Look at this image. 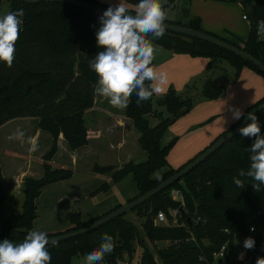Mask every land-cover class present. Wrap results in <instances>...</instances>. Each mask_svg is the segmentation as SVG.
<instances>
[{
  "label": "trees",
  "instance_id": "trees-1",
  "mask_svg": "<svg viewBox=\"0 0 264 264\" xmlns=\"http://www.w3.org/2000/svg\"><path fill=\"white\" fill-rule=\"evenodd\" d=\"M241 1L246 17L250 20L248 38L243 45L221 39L243 49L264 64V41L257 34L258 21L264 20V0ZM1 2L2 0L0 5ZM127 2L130 6L126 7L135 14L134 7L139 0ZM168 3V0L161 3L163 9ZM18 9H23L25 14L21 17L19 38L15 44V59L11 67L0 62V125L16 117L38 118L39 127L52 137V146L44 156L49 160L56 151V140L60 133L72 150L88 143L84 112L93 104L97 82L96 74L89 69V60L94 58L97 51L102 50L96 47V32L101 26L99 18L102 14L61 1L29 3L11 0L8 12ZM165 22L204 31L200 27L199 18H191L186 22L166 19ZM148 39L153 38L149 36ZM152 44L175 53L206 57L209 59L207 67L220 60H227L235 67V77L243 66H247L264 80V73L249 61L197 38L165 31L163 38L152 40ZM25 85H30L28 91L24 90ZM224 91V86H215L206 80L202 87V97L217 98ZM136 99L134 92L125 108V116L137 130V142L146 157L142 162L131 160L125 163L111 175V183L116 184L124 176L131 174L137 193L127 202L154 188L185 165L178 169L170 166L167 155L172 141L162 145V137L169 125L187 113L195 101L192 98H184L177 94L175 89L169 88L159 99L169 113V116L163 117L161 112L153 111L151 99L139 105ZM262 102L264 96L249 106L244 114ZM150 117L156 118L157 123L151 125ZM256 117L261 134L264 135V109L257 112ZM251 143L252 139L242 137L238 132L178 181L131 210L142 219L141 228L149 242L169 243L164 252H159L160 263L151 252L145 251L141 254L138 264H170L169 259L174 256L178 258V264H212V252L234 236H251L255 239V248L247 250L249 260L246 264H256L257 258L261 256L255 252L264 237V186L261 191H254L252 184L255 181L250 177L239 176L241 169L247 171L250 166L247 149ZM114 168L97 164L94 166L98 173H107ZM71 174L69 169H53L45 163L41 177L24 178L22 210L18 214L8 215L2 221L0 239L22 242L37 217L36 200L42 188L69 179ZM234 177L242 180L243 188L235 185ZM2 181L0 168V217L1 204L5 198ZM105 186L108 187L109 184L101 185L98 190L106 188ZM174 189L181 192L183 207L171 198V190ZM119 206L121 204L88 221H82L78 212L73 213L70 216L71 227L63 232L47 233V237L84 227ZM170 209L176 210L177 224L156 225L154 216L159 210L171 221L168 213ZM123 216L116 217L86 234L47 245L51 254L50 264H71L74 256H86L99 248L105 233L113 237L114 251L105 255L100 264H116L117 258L125 259L130 264L135 250L137 230L133 224L126 222ZM251 226H254V232L250 231ZM200 256L204 259H199Z\"/></svg>",
  "mask_w": 264,
  "mask_h": 264
},
{
  "label": "clouds",
  "instance_id": "clouds-1",
  "mask_svg": "<svg viewBox=\"0 0 264 264\" xmlns=\"http://www.w3.org/2000/svg\"><path fill=\"white\" fill-rule=\"evenodd\" d=\"M134 13L126 7V0H120L117 6H110L103 12L99 18L101 26L96 32V47L102 50L89 60V69L97 76L94 93L117 109L126 108L134 92L137 105L149 101L154 94L163 91L167 82L166 73L158 72L152 66L155 51L152 40L163 38L167 14L159 0H139ZM24 14L23 9H18L0 17V62L7 67H11L15 59V44ZM257 34L264 37V20L258 21ZM149 36L153 39H148ZM229 111L233 121H251L239 129L242 137L252 139L247 149L250 166L247 171L241 169L239 176L250 177L255 181L252 184L254 191L259 192L264 186V135L254 113L245 115L239 107H231ZM24 135L18 129L9 139L21 140ZM27 143L30 153L38 150L35 138H28ZM233 182L237 187H244L239 178L234 177ZM250 231L254 232L255 228L250 227ZM48 243L47 233L38 229L28 231L18 244L4 239L0 242V264H50ZM255 245L251 236L243 242L246 250H253ZM113 251V237L105 233L99 248L84 257V264H100L105 255ZM237 259H244V253H240ZM256 264H264V257H258Z\"/></svg>",
  "mask_w": 264,
  "mask_h": 264
},
{
  "label": "crops",
  "instance_id": "crops-1",
  "mask_svg": "<svg viewBox=\"0 0 264 264\" xmlns=\"http://www.w3.org/2000/svg\"><path fill=\"white\" fill-rule=\"evenodd\" d=\"M95 1L111 6H117V4L120 2V0ZM165 1L166 0H159L160 3ZM168 1L169 3H171V5L175 3L174 0ZM169 3L164 8L165 12L166 8L169 6ZM244 11L245 7L241 0H235V2H229L228 0H191L190 7L183 8V10L179 13L171 14L172 18H167V20L180 21V19L178 20V18L181 17V20L184 19L181 22H186L191 18H199L200 27L202 30L212 33L217 37L226 39L229 42L243 45L242 41L246 39L248 31L250 30V20L247 17L243 18V15H246ZM160 47L162 49H159L156 46L154 47V49L157 50V55L158 52L160 53V58H157L158 61L160 62L161 60V62H154V56L152 66L156 69V71L166 73L167 84L174 79L179 78L184 63L187 62L189 63V65H193L196 67V69L190 73L189 76L191 77L186 79V81H188L192 77L200 75L204 63L206 61H209V59H207L206 57L191 56L186 53H175L163 48L162 46ZM220 61L229 62L227 60ZM214 83L218 82L214 81ZM224 92L225 93L222 94L223 96L218 98V101H214L215 99L205 100L200 105L203 107L201 118H198V121H206L205 119H207V117H211V113H225V117L220 119L219 121H215V118H213L208 120L210 122L204 124V128H206L207 130L208 128L213 129L209 133L207 132L205 139L203 140V143L199 148V151H202V149L204 150L206 147H208L219 135L224 133L231 125L237 122L232 120V113L229 111V108L239 107L243 112H245V110L249 106L255 104L264 96L263 77L251 68L243 66L239 72L238 77L235 78L234 83L230 84ZM97 101L98 99H95V101L93 100V104L88 109L95 108ZM215 102H221V106L220 108L212 111L211 104ZM95 114L93 118V124L88 126L85 123L88 131V143L80 148L72 150L67 146L62 133H60L56 140V151L49 160L45 159L44 156L52 146V137L48 132L42 130L39 127L38 118L16 117L6 120L0 125V151L3 152L4 156V160H1L0 157V168L3 176L2 187L5 192V198L1 204V218H6L10 214H18L21 212L23 203V180L26 177L38 178L42 176L43 164L45 163L50 165L53 169L66 168V165H83L88 167L87 169L96 172L94 170V166L97 164V162L94 160V156L96 158V155L98 153L99 141L107 136L109 131L113 132L114 129L121 130L124 124H127V126L130 127L131 122L128 118L125 117V115H122L121 117H115V115H104L103 113ZM105 118L111 119L112 121V124L107 127L109 131L106 130V127H104V124L102 123ZM18 129L25 133L24 137L21 140L9 139V137L12 136ZM92 132L93 135H91ZM30 137L35 138L38 141L39 148L36 152L30 153L28 151L29 144L27 143V140ZM121 142H123V137L118 140V145H121ZM113 146V143L108 140L107 150H109ZM54 165H57L59 167H55ZM72 175L73 172L71 174V177ZM105 183H111V176H107ZM45 187L46 186H44L42 190ZM42 190L36 200L37 217L34 220L31 230L35 229V227L37 226L35 224L39 218V200L43 192ZM88 193L89 192H86L84 196H82L81 194H78L76 192H70L69 194H67V197H65V195L63 194H60L57 201L62 203L63 200H65L64 198H67L70 200V202H72V205H66L68 209L74 206L78 207L76 205L77 202H81L83 199H85L84 197L88 195ZM64 203L69 202H63L62 204ZM18 207L19 210L15 212L14 210H16ZM45 207L46 205L43 207L44 210H46ZM54 207L55 206H53L52 209L53 212H57V209H55ZM76 212L80 214L82 221H88L89 219L97 216L92 215L88 219L84 218L83 211L78 207L77 211L71 212L69 215V227H71L70 216ZM44 231L49 234L53 232H50V230Z\"/></svg>",
  "mask_w": 264,
  "mask_h": 264
},
{
  "label": "rangeland",
  "instance_id": "rangeland-1",
  "mask_svg": "<svg viewBox=\"0 0 264 264\" xmlns=\"http://www.w3.org/2000/svg\"><path fill=\"white\" fill-rule=\"evenodd\" d=\"M228 1L235 2V0ZM174 2L175 3L173 5L169 3V6L166 8L167 18H172L171 14L179 13L183 10V8L190 7L191 4V0H174ZM10 3L11 0H2L0 5V17L8 13ZM126 6H130V3L127 2V0ZM244 13L246 14V11H244ZM179 19L180 21L184 20H181V17H179L178 20ZM249 32L250 30L248 31L246 39L249 36ZM261 39L264 41V37H261ZM153 46L162 49L157 44ZM156 51L157 50L154 51V62L160 63L161 60L159 62L157 58L160 56V53L158 52L157 55ZM195 69V66L189 65V63L187 62L184 63L179 78L174 79L168 84L166 83L163 86V91L159 94H154L151 98V107L153 111L161 112L163 117L169 116V113L167 112L165 106L159 102V99L164 93L168 91L169 88L175 89L177 94L181 95L184 98H192L195 100L191 109L187 113L179 116L174 122H172L162 137V145H166L167 143H170L172 141V144L168 151L167 161L173 169H178L182 167L200 152L199 148L203 143L207 132L209 133L213 129L208 128L207 130L206 128H204V124L210 122L208 121L210 119L215 118V121H219L220 119L225 117V113H211V117H207V119H205L206 121H198V118H201L202 115L203 106L200 105L203 103V101L213 99H215L214 101H218V98L223 96L220 95L219 97L212 99L203 98L202 87L204 85V82L208 80L215 86H224L226 90V88L230 84L234 83L235 78L238 77H235L236 70L234 65L230 62L218 61L211 67H207L206 61L202 67L200 75L192 77L191 79L186 81L187 78L191 77L189 75ZM214 81H217L218 83H214ZM95 99H98L95 108H87L84 112L85 123L88 126L93 124V118L96 115L95 113H103L104 115H115V117H121L122 115H125V108H114L108 103L105 98H102L94 93L93 100L95 101ZM220 106L221 102L212 103V111L216 110L217 108H220ZM102 123L104 124V127H106V130L109 131L107 127L112 124L111 119L105 118ZM149 123L151 125L156 124V118L150 117ZM91 135H93V132ZM121 137H123V142H121V145H118V140H120ZM137 138L138 132L131 122L130 127H128L127 124H124L121 130L114 129L113 132L109 131L108 135L99 141V150L96 155V158L94 156V160L97 162L98 165L115 167L113 170L107 173L93 172L92 170L87 169L88 167L83 165H66V168L72 170V177L62 182L60 181L46 185V187L42 190L43 192L39 200V218L36 221L35 225L37 226L35 227V229L42 231L50 230V232L53 231L51 232V234L63 232L67 229L66 227L69 228L70 213L77 211L78 207L81 208V210L83 211V217L88 219L92 215L100 216L104 214L111 208L115 207L117 204L123 205L127 203V200L129 198L136 195L137 190L132 180L131 174H127L126 176H124L115 185L110 183L108 187L105 186L106 188H103L101 190H98V188L106 182L107 176H111L113 173H116V171L120 169L125 163L131 160L135 162H142L145 160L146 153L140 148L137 142ZM108 140H110L114 145L110 148L111 150H107ZM0 157L1 160H4L3 152L1 151ZM54 166L56 167L57 165ZM180 182L183 183L182 180ZM172 191L173 190H171V192ZM70 192H76L78 194H81L82 196H84L86 192L89 193L84 197L85 199H83L81 202H77L76 205L78 207L74 206L68 209L66 205H72V202H70L69 199L64 198L65 200H63V202H69L64 204H62L63 202H58L57 199L60 194H63L65 195V197H67V194H69ZM45 205L46 210H44L43 208ZM183 205L184 201L180 203L181 207H183ZM53 206H55L54 208L57 209V212H53ZM17 210H19V207L14 211L16 212ZM123 218L126 220V222H130L131 224H133L137 230V238L134 241L135 250L132 255V261L130 264H138L141 254L145 251L151 252L154 258L158 261V263H160L159 252H164L169 243L167 241L149 242L146 239L141 228L142 219L137 216L135 211H128L124 214ZM4 219L6 218L0 217V224ZM84 257L85 256H74L71 259V264L84 263ZM125 262L126 260L122 259L121 263Z\"/></svg>",
  "mask_w": 264,
  "mask_h": 264
},
{
  "label": "water",
  "instance_id": "water-1",
  "mask_svg": "<svg viewBox=\"0 0 264 264\" xmlns=\"http://www.w3.org/2000/svg\"><path fill=\"white\" fill-rule=\"evenodd\" d=\"M25 2H39V1H61L66 3L75 4L77 6L86 8V10L92 11L97 14H102L105 10H107L108 7L103 5L99 2L95 1H87V0H23ZM133 14V13H132ZM134 15V14H133ZM166 25V31H170L177 34L186 35L189 37L197 38L203 41H206L208 43H211L219 48H222L230 53L235 54L236 56L249 61L252 63L259 71L264 73V64L254 57L253 55L249 54L248 52L244 51L243 49L221 39L216 36H213L211 34H208L201 30H195L186 26L174 24L165 22ZM30 88V85H25L24 90L28 91ZM264 109V102L260 103L256 107H254L250 112L254 113L256 115L257 112ZM247 115V114H246ZM250 120L241 119L236 125H234L229 130L225 131L221 135H219L208 147H206L201 153H199L197 156H195L190 162L186 163L181 169H179L177 172H175L173 175L159 183L154 188L150 189L146 193L140 195L139 197L128 201L127 203L117 207L110 213L102 216L101 218L85 225L84 227H81L76 230H71L65 233H60L56 235H52L48 237V245L53 244L62 240H66L72 237H77L83 234H86L101 225L113 220L116 217L122 216L128 211H131L134 207L142 204L146 200L150 199L152 196L156 195L160 191L166 189L176 181H178L180 178H182L184 175H186L188 172H190L192 169H194L198 164L203 162L208 156H210L213 152H215L218 148H220L224 143L229 141L231 138H233L238 132L241 127H244ZM181 209V208H180ZM189 219V217L187 218ZM3 239H0V242H2ZM13 244H18L21 242H15L11 241ZM170 264H178V258L176 256L171 257L169 259Z\"/></svg>",
  "mask_w": 264,
  "mask_h": 264
},
{
  "label": "built area",
  "instance_id": "built-area-1",
  "mask_svg": "<svg viewBox=\"0 0 264 264\" xmlns=\"http://www.w3.org/2000/svg\"><path fill=\"white\" fill-rule=\"evenodd\" d=\"M243 18H246V15H243ZM170 195L173 200L179 203L183 202L182 194L178 190H173ZM168 213L172 218L171 221L168 220L167 215L163 211H158L154 216V223L159 226L177 224L176 210L170 209ZM245 239L246 238L244 237L234 236L232 240L222 244L218 250L212 252L213 262L218 264H246L249 258L247 256V250L243 248V242ZM242 252L244 253V259H237L238 255ZM255 254L264 257V237L258 244ZM199 259L204 258L203 256H200ZM121 261L120 258H117L116 264H128L127 262L121 263ZM213 262L212 264H214Z\"/></svg>",
  "mask_w": 264,
  "mask_h": 264
}]
</instances>
